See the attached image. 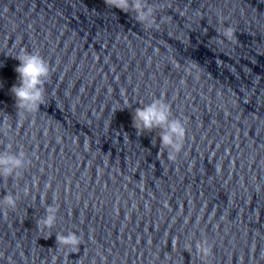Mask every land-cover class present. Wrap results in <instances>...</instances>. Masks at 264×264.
<instances>
[{"label":"clouds","instance_id":"9594fccd","mask_svg":"<svg viewBox=\"0 0 264 264\" xmlns=\"http://www.w3.org/2000/svg\"><path fill=\"white\" fill-rule=\"evenodd\" d=\"M109 8H116L124 13H135L134 19L146 28L153 27L155 23V11L152 6L147 4L146 0H104ZM223 35L227 39H232L233 31L228 28ZM12 58L19 61L15 72L18 74V83L14 84L10 92L15 98V107L17 109L18 123L22 118H27L28 114L38 110L45 100V84L51 75L49 63L38 53L29 52L26 49L21 51ZM141 107L134 109L132 114V126L137 133H151L159 129L160 149L167 151V159L175 161L181 153L184 146L186 129L179 119L172 118L171 106L162 98L153 99L150 103H143ZM125 107H130L125 101ZM118 110H123V108ZM5 124L7 121L4 122ZM7 136V133H4ZM12 144L6 146V150L0 152V178L6 182L8 178L21 177L22 170L26 169L31 161L27 159V154L21 150L18 153L11 151ZM24 194H28L25 188ZM19 195H13L8 192L0 199V206L5 213L14 211L17 207ZM58 206H47L46 214L36 222V227L40 231L51 229L56 224ZM50 236V235H49ZM82 244V236L75 232L56 234V245L65 246L73 251H78ZM190 248L191 244L186 245ZM197 252L203 256L211 254V246L208 241H198L196 244Z\"/></svg>","mask_w":264,"mask_h":264}]
</instances>
